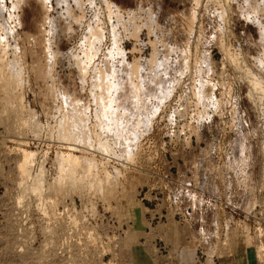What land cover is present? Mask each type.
<instances>
[{"label": "rangeland", "instance_id": "1", "mask_svg": "<svg viewBox=\"0 0 264 264\" xmlns=\"http://www.w3.org/2000/svg\"><path fill=\"white\" fill-rule=\"evenodd\" d=\"M15 185L50 206L16 222ZM86 189L96 219L54 209ZM217 259L264 264V0H0V264Z\"/></svg>", "mask_w": 264, "mask_h": 264}, {"label": "built area", "instance_id": "2", "mask_svg": "<svg viewBox=\"0 0 264 264\" xmlns=\"http://www.w3.org/2000/svg\"><path fill=\"white\" fill-rule=\"evenodd\" d=\"M1 8H3L8 15L9 21L6 23V28L10 29L11 32H15L19 27L16 24V19L14 17L15 10L10 7H5V4L3 3L1 5ZM14 11V12H13ZM32 174H35L33 172ZM42 176V175H41ZM157 176L160 180H163L162 184V189L166 191L165 194V200L168 202L169 206V212L171 213L172 216L181 214L184 218L186 217V214L188 215V209H185L183 212H178L176 209L175 205V193L172 191L171 187L169 184L172 183V175L170 172H161L160 174L157 173ZM143 186V187H142ZM139 190L137 195L139 196V202L142 204L144 212H148V205H146L147 201H152L155 199V191L159 188V186L156 185V181H149L146 184H143ZM140 190L142 193L140 194ZM11 192V202H12V208L14 210V215L16 217V222L18 219V211H20L23 207H29V208H45L50 206L46 191L43 189L41 191L44 192V195H41V198L39 199L38 194H35L31 189L29 190H22V187L15 185L13 186V189L10 190ZM76 194L71 195L70 197H63L60 198L56 203L54 204V209L60 214L62 211H68V213H72L73 216L79 217L80 215L82 216L81 213H83V220H86L87 218L90 220L96 219V211L98 209L102 208V203L98 201V198L96 197L97 194H95L92 190L86 189L79 192H75ZM153 194V196H152ZM19 196V198H17ZM153 209H149V212L152 211V218L156 217L157 219H160L163 217V213L161 210H158L156 208V203L153 204ZM188 208V205L186 204V207ZM190 209V205H189ZM155 215V216H154ZM82 219V217H81ZM82 220V222H83ZM123 224V223H122ZM127 232L126 227L120 226V230L118 229L117 234L120 233L121 235H125ZM117 234H111L110 236H101L99 233H95V236L97 237L98 240L100 238L104 237L108 240L114 241L113 246L116 244V239H117ZM222 237V236H221ZM65 239L66 235H62L59 238L60 241V247L57 250V253L61 256L66 254V248H65ZM159 240V241H157ZM154 244L152 247V251L154 252L155 255L161 256L162 252L164 251L163 246H161L158 242H160V239H155L153 240ZM159 255H158V254ZM163 256V255H162ZM206 255H204L205 257ZM218 256V255H217Z\"/></svg>", "mask_w": 264, "mask_h": 264}, {"label": "crops", "instance_id": "3", "mask_svg": "<svg viewBox=\"0 0 264 264\" xmlns=\"http://www.w3.org/2000/svg\"><path fill=\"white\" fill-rule=\"evenodd\" d=\"M142 249V248H141ZM143 250V249H142ZM162 256V255H161ZM214 262H215V264H219V261H218V259L217 260H215V261H213V264H214ZM255 264H256V261H255Z\"/></svg>", "mask_w": 264, "mask_h": 264}]
</instances>
